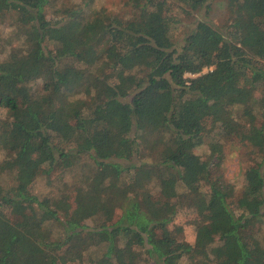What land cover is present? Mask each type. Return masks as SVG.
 I'll list each match as a JSON object with an SVG mask.
<instances>
[{
    "label": "trees",
    "instance_id": "obj_1",
    "mask_svg": "<svg viewBox=\"0 0 264 264\" xmlns=\"http://www.w3.org/2000/svg\"><path fill=\"white\" fill-rule=\"evenodd\" d=\"M69 1L49 18L53 0H0L18 39L0 57V264H139L136 247L164 264H264V0H228L226 31L198 20L183 39L176 8L208 0H130L123 16ZM208 135L260 153L239 195L213 173L222 142L196 152ZM144 149L155 159L134 161ZM80 162L73 205L32 191ZM151 184L195 210L193 241Z\"/></svg>",
    "mask_w": 264,
    "mask_h": 264
},
{
    "label": "rangeland",
    "instance_id": "obj_2",
    "mask_svg": "<svg viewBox=\"0 0 264 264\" xmlns=\"http://www.w3.org/2000/svg\"><path fill=\"white\" fill-rule=\"evenodd\" d=\"M87 0H75L79 4H84ZM91 1V7H106L109 11L119 14V15H128L131 12V2L130 0H89ZM69 0H53L52 4L49 5L46 9L47 16L49 18H60L54 11L59 6L64 3H69ZM210 7H203L197 11H193L190 14L183 15L179 7L176 8V11L181 16L183 21L177 25L176 36L177 39H183L189 31H191L195 23L198 20H206L216 27L226 31L229 24L231 23L232 14L228 0H208ZM183 16V17H182ZM12 19V14H8L5 20L0 24V34L1 38V47H0V57L5 58L12 46H15L18 43L17 36L12 34L10 29V23ZM50 48L52 46L48 44ZM208 69H205L206 72ZM186 76L192 77L193 74H187ZM33 87V90L36 89L39 91L42 89L43 81L37 80L30 83ZM69 95L74 92L77 96L78 89L75 87L69 89ZM6 110L0 108V117H5ZM219 140L222 142V148L217 152V155L220 158V161L213 166V173L215 177H221L227 182L232 183L235 186L236 194L239 195L244 189L245 184V173L248 167H250L254 160L259 158L260 153L256 151V148L247 142L241 141L239 138H231L228 140L221 139L219 135H208V138L205 142L196 148V152L201 154L203 158H210V146L209 142L212 140ZM142 156H136L134 161H151L155 159L154 150L147 149L142 150ZM5 157V152L0 147V164ZM84 165L82 162L73 165L70 168L63 167L62 165L56 166V168L48 175L40 176L31 186L32 191L40 197L45 196H59L65 197L70 205L74 204L75 196V185L80 181V176ZM7 176V175H5ZM7 181L8 177L4 178ZM150 191L153 192V195L156 196V200H152L155 206L162 204L167 206L169 209L176 210L173 222L170 224L171 228L175 226H180L183 228V237L188 241L194 240V231L195 224L197 222V215L195 210L187 208L186 206H179L175 200H158L159 192L157 191L154 184H151ZM161 201V202H160ZM119 214V213H118ZM88 223L91 226L100 225V218L94 220H88ZM259 229V226L247 229L245 232L246 239H251L253 233ZM257 233V232H256ZM139 255L137 257L139 264H164L158 258L152 257L145 248L136 247ZM183 262L180 264H199L197 260H189L188 258H182Z\"/></svg>",
    "mask_w": 264,
    "mask_h": 264
},
{
    "label": "built area",
    "instance_id": "obj_3",
    "mask_svg": "<svg viewBox=\"0 0 264 264\" xmlns=\"http://www.w3.org/2000/svg\"><path fill=\"white\" fill-rule=\"evenodd\" d=\"M192 75V74H191Z\"/></svg>",
    "mask_w": 264,
    "mask_h": 264
}]
</instances>
